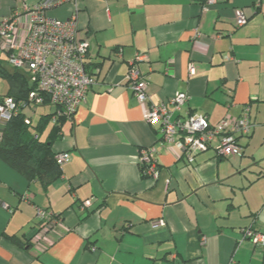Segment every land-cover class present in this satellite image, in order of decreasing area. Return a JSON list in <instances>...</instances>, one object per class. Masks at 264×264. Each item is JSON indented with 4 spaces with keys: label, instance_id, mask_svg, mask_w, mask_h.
Segmentation results:
<instances>
[{
    "label": "crops",
    "instance_id": "1",
    "mask_svg": "<svg viewBox=\"0 0 264 264\" xmlns=\"http://www.w3.org/2000/svg\"><path fill=\"white\" fill-rule=\"evenodd\" d=\"M39 1L0 0V17ZM204 4L78 0L49 11L59 18L76 11L97 83L52 143L69 155L60 178L27 181L0 160V264H264V245L242 233H264V0ZM237 8L247 16L241 27ZM137 54L145 55L151 103L188 96L172 118L202 114L214 125L247 105L253 126L240 138L242 154L219 156L215 137L189 161L164 142L124 80ZM0 59L11 70L1 51ZM3 89L0 96L7 82ZM42 108L35 122V108H27L33 124L54 111ZM149 147L157 176L143 178L139 152ZM35 207L61 216L36 244L29 243L39 229Z\"/></svg>",
    "mask_w": 264,
    "mask_h": 264
},
{
    "label": "built area",
    "instance_id": "2",
    "mask_svg": "<svg viewBox=\"0 0 264 264\" xmlns=\"http://www.w3.org/2000/svg\"><path fill=\"white\" fill-rule=\"evenodd\" d=\"M68 1L76 3L78 0H40L31 7L23 5L21 12L15 11L7 17H0V51L4 54L6 64L25 71L30 83L35 85L38 92L30 91L28 100L36 105L43 104L44 96H40V93L45 94L49 103L60 107L56 114L59 117L73 116L80 103L85 101L88 90L97 83L95 75L87 69L88 45L87 40L80 36L76 11L66 18L49 13ZM214 1L205 0L203 10ZM234 18L236 27L247 22V16L239 8L234 10ZM144 59L143 54L134 57L124 80L137 102L146 106L143 120L158 125V133L164 142L175 143L189 161L209 148L215 137L218 138L215 150L219 156L228 158L242 154L236 134L247 136L253 126L249 121L247 105L239 117L225 115L214 125H210L202 114L172 118L173 113L185 105L188 96L177 92L160 104L151 103L147 80L140 69V62ZM16 110L11 97H4L0 101V119H9ZM152 153L151 147L141 149L138 161L147 166L146 175L156 177ZM56 158L63 164L69 155L60 153ZM35 216L53 228L61 222L60 215L38 207H35ZM45 232H49L47 228L38 229L31 242L38 243L46 235ZM244 236L249 237L254 245H264V233L249 228L244 230Z\"/></svg>",
    "mask_w": 264,
    "mask_h": 264
},
{
    "label": "trees",
    "instance_id": "3",
    "mask_svg": "<svg viewBox=\"0 0 264 264\" xmlns=\"http://www.w3.org/2000/svg\"><path fill=\"white\" fill-rule=\"evenodd\" d=\"M9 68L11 70L7 69L0 59V78H3L8 86L7 93L0 96V101L4 97H11L17 107V110L11 114L9 119H0L2 122L0 126V160L27 181L37 180L44 186H48L60 178L62 174V164L56 158L60 153L52 149V143L61 138L62 122L65 120L72 121L73 116H56L60 107L49 103L47 96L42 93H40V96H44L43 104L36 105L30 102L28 100L29 92H38L35 85L30 83L28 74L25 71L11 66ZM44 106L53 107L54 111L48 114H41L37 123L33 124L31 117L26 113L27 108ZM48 120H51L53 124L48 137L45 140H41V134ZM247 136L236 134V139L241 149L240 138ZM146 168V165L139 164V171L143 178L148 177L145 173ZM38 227L39 229L47 228L49 232L55 229L49 227L44 221L39 220ZM252 230L257 231L255 229ZM242 233L244 239L251 241L249 237L244 236V229ZM10 239L20 242L15 237H10ZM29 243H32L31 238Z\"/></svg>",
    "mask_w": 264,
    "mask_h": 264
},
{
    "label": "rangeland",
    "instance_id": "4",
    "mask_svg": "<svg viewBox=\"0 0 264 264\" xmlns=\"http://www.w3.org/2000/svg\"><path fill=\"white\" fill-rule=\"evenodd\" d=\"M4 84L6 85L5 80L3 81L2 79H0V91L2 92L0 94H4L6 92V89H3ZM33 108H35V113H36L33 117V122H35L38 114L42 112L43 108L42 107H33ZM26 113H27V111H26ZM30 113H32V112H30Z\"/></svg>",
    "mask_w": 264,
    "mask_h": 264
}]
</instances>
